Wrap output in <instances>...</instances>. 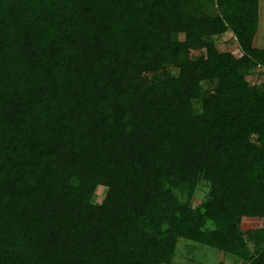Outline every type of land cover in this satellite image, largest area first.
I'll return each mask as SVG.
<instances>
[{
  "label": "trees",
  "instance_id": "16d2710c",
  "mask_svg": "<svg viewBox=\"0 0 264 264\" xmlns=\"http://www.w3.org/2000/svg\"><path fill=\"white\" fill-rule=\"evenodd\" d=\"M257 25L258 0H0V264H173L181 238L264 264Z\"/></svg>",
  "mask_w": 264,
  "mask_h": 264
},
{
  "label": "rangeland",
  "instance_id": "374dc122",
  "mask_svg": "<svg viewBox=\"0 0 264 264\" xmlns=\"http://www.w3.org/2000/svg\"><path fill=\"white\" fill-rule=\"evenodd\" d=\"M264 27V25H263ZM260 31V30H259ZM264 34V33H262ZM217 49L219 51H231L234 55L238 56L241 54L236 38L232 34H228L220 38L216 42ZM204 51H194L193 54L199 55L203 54ZM264 67H257L255 70L250 71L247 74V79L250 83L259 84L264 80ZM173 73L176 74L177 71L172 69ZM215 86L213 82H205L204 87L206 89H211ZM106 192V187L98 186L92 197V200L99 202ZM198 197L193 199V204L198 202ZM182 242V243H180ZM220 254L217 250L199 244H194V242L185 240L183 238L179 239L176 245L175 256L173 258V264H217L220 259ZM194 257V258H193ZM231 255H226L223 258V264H231L233 261Z\"/></svg>",
  "mask_w": 264,
  "mask_h": 264
},
{
  "label": "crops",
  "instance_id": "0c3cea01",
  "mask_svg": "<svg viewBox=\"0 0 264 264\" xmlns=\"http://www.w3.org/2000/svg\"><path fill=\"white\" fill-rule=\"evenodd\" d=\"M264 0H258V25L253 37L252 45L257 48H264ZM260 30V31H259Z\"/></svg>",
  "mask_w": 264,
  "mask_h": 264
}]
</instances>
